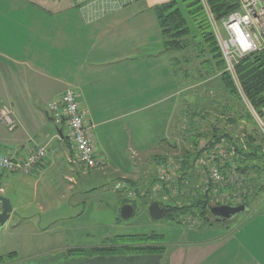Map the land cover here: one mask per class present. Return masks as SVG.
I'll use <instances>...</instances> for the list:
<instances>
[{"label":"crops","instance_id":"crops-1","mask_svg":"<svg viewBox=\"0 0 264 264\" xmlns=\"http://www.w3.org/2000/svg\"><path fill=\"white\" fill-rule=\"evenodd\" d=\"M167 1L0 0V115L9 109L13 122L9 125L0 116V153L23 158L33 142L47 148L44 162L31 175L0 174L8 180L1 194L13 192L16 197L9 220L18 215L31 223L34 215L49 214L48 206L57 201L64 211L86 206L102 190L126 204L129 200L114 189L121 180L130 181L138 194L157 189L152 159L162 156V161L166 146L186 139L189 122L204 127L211 112L226 142L245 139L235 130L234 119L239 118L245 131L251 123L224 85L216 86L217 96L213 86L208 95H200L201 90L189 104L186 50L165 49L155 12L156 5ZM215 69V77L221 76L223 69ZM68 88L77 91L88 110L103 161L98 168L87 171L72 162L68 127L57 124L49 112L50 103ZM31 183L33 198L21 202L23 188ZM31 207L36 211H28ZM74 216H54L50 221L57 225ZM31 228V233H64L65 238L72 233ZM181 228L180 233L189 234L163 252L79 256L68 250L99 245L59 242L28 257L19 258L15 252L13 260L1 264H264V212L232 231L223 224ZM201 233L206 238L196 237Z\"/></svg>","mask_w":264,"mask_h":264},{"label":"rangeland","instance_id":"rangeland-1","mask_svg":"<svg viewBox=\"0 0 264 264\" xmlns=\"http://www.w3.org/2000/svg\"><path fill=\"white\" fill-rule=\"evenodd\" d=\"M189 27L192 32L191 39L189 40L192 43V46L188 48V50L184 51V53H187L186 56L189 59L188 66H189V93H188V100L191 103H194L197 99L198 92L202 90L203 93L200 95H208V93L211 90V87L213 86L214 90L213 92L217 96V90L216 86L219 88H223V81L221 80V76L215 77L214 75H211L208 71L210 70V60L212 59L211 54L209 53L210 48L206 46V44L203 47H198V42L200 40H203V36L201 34L200 29L197 27L195 22L192 20V18L189 16ZM205 43H209L206 41ZM208 60V61H205ZM182 59H180L181 63ZM206 63H202V62ZM180 63L177 64V66H180ZM195 70L198 71V73L195 72ZM202 81L203 84L198 86ZM198 84V85H196ZM197 95V96H196ZM236 98V105L238 108H240L243 112V115L248 114L249 112L245 108L244 103L242 102L241 98L237 95H233ZM208 99H211V96L209 94ZM212 101V100H210ZM190 111H194L193 109H189ZM188 111V112H190ZM187 111H185L186 114ZM184 111H182V114ZM209 118L205 119L204 127L200 126V123L197 125L193 124L192 122H189L190 128L188 129V134L186 136V139H179L174 142L172 147L169 144L166 146L165 153H162L161 155L166 154L168 155H175L176 159L177 157H180L181 159L184 158L187 154L199 153L200 155L195 159V170L196 172L191 171L192 177L188 178L191 182V187H198L201 186V183L203 185V179L205 176H207L211 170V168L216 165L214 164L215 159H211V157L205 156V152L208 151H202L204 149L202 147L204 141L208 139V137L213 138V132L218 129L216 127L215 122V116L211 112L208 114ZM187 117V114H186ZM192 116H189L191 118ZM229 119L228 121H233L231 118L232 116H226L225 119ZM192 118H195L194 116ZM183 121V119H182ZM201 121V120H200ZM199 121V122H200ZM235 130L238 133H241V138H245L247 133H255L259 140L262 139V135L257 130L256 125L254 122H251V124L248 126L247 131H245L244 126L242 123L239 122L237 118L234 119ZM208 122V123H207ZM249 122V121H248ZM186 124V122H185ZM188 124V121H187ZM191 129H193L191 131ZM221 131V130H220ZM219 133V132H218ZM245 141L244 139L242 140ZM235 155V154H234ZM165 156V157H166ZM159 157H155L152 159L153 165L155 163L159 162L161 159ZM183 157V158H182ZM178 160V159H177ZM205 160L208 165H206L205 172H203V167L196 164L197 161ZM184 161V160H183ZM217 165L219 166L220 159H217ZM72 167L71 165H69ZM201 170V172H200ZM151 171V170H150ZM154 172H151V175ZM156 173V171H155ZM154 173V174H155ZM194 173V174H193ZM223 173V172H222ZM225 173V172H224ZM223 173V174H224ZM153 174V175H154ZM153 177V176H152ZM233 181L235 182H246V186L248 189H253L250 181L247 179L248 176H244V178L238 176L237 174L232 176ZM0 193H3V187H6L8 185V180L6 178H3V176H0ZM243 183V184H244ZM161 185V186H160ZM245 185V184H244ZM3 186V187H2ZM237 186L238 188L241 187ZM167 185L158 184L157 191L155 192L152 190V187L147 189H142L140 192L141 194H137L135 198L133 199H127L129 200V204L133 205L134 207V213L128 217L123 218L121 216V210L123 207V201L119 199L115 194L111 195L110 193H105L104 190L97 192L94 196H91L90 199L87 202L86 206L78 205L75 206L73 209L69 211H64L63 203L56 202L53 205L48 206L50 208L49 214L43 215L41 218L40 216L34 215L32 217V222L28 223L27 220H22L20 216L18 215H12L11 219L7 222L5 225L0 224V258H8L9 254L11 252H16L19 258L22 257H28L30 255H33L36 252L47 250L48 248L52 246H56L59 244V242L62 245H70V244H78L82 243L86 246H101L102 244H112L113 241L111 239L115 237L116 235L122 236H129V235H152V234H158L163 236V240H161L159 243L164 246L168 247L172 245L173 243L177 241H182L189 233H180L182 230L181 227H184L185 225H180L176 221V213L174 211H170L166 214V216L162 219L155 220L152 218L149 207L153 201H158L161 197L163 198V201H167L169 197L166 198V195L163 193H160V191H164V189H171L167 188ZM203 187V186H202ZM237 187H233L230 191V199H237L244 201L245 199L244 195L245 193L247 196L249 195L247 192H244L242 195L238 192L239 190ZM252 187V188H251ZM187 189V188H185ZM197 191V190H195ZM227 191V190H225ZM16 192V191H15ZM143 192V194H142ZM186 192V191H185ZM236 192V193H234ZM239 193V194H237ZM242 193V192H241ZM15 193L10 192L7 194V197L11 199V203H16V197L14 195ZM177 191H174L172 193V196H176V199L178 202V205L184 204V200L187 199L186 197H182L181 194ZM33 186L32 183L30 185H25V188H23V192L20 196L21 202H28L33 198ZM183 198V199H182ZM227 198V197H226ZM225 198V199H226ZM227 200V199H226ZM229 200V199H228ZM231 202V200H229ZM236 203V202H235ZM211 205H214L213 202L210 201ZM55 205V207H53ZM0 206H2L0 202ZM58 206V209L56 207ZM264 194L262 196H258L256 200H253L251 204V208L247 209L245 212L239 213L234 218L227 220V222L223 223L225 227H228L230 231L234 230L236 226L238 227L240 224L246 223L250 218L255 217L256 215L264 212ZM263 210V211H262ZM30 212H35V207L29 208ZM39 212V211H38ZM83 212V216L78 218V213ZM74 214L75 216L71 219L65 221H61V223L55 225L51 223L50 218L54 216H72ZM191 215V214H190ZM77 216V217H76ZM189 213L182 214L178 216V219L181 217H188ZM196 217V216H194ZM43 218V219H42ZM174 218V219H173ZM197 218V217H196ZM211 220H216V218L211 214L210 216ZM193 219V218H192ZM185 220V219H184ZM187 220V219H186ZM194 220V219H193ZM218 223L215 225L217 226ZM37 226V228H47L49 230H55L56 232H60V228L63 229H70L72 233H68L67 238L62 237L64 233H31V227ZM181 226V227H180ZM181 230V231H180ZM66 234V233H65ZM196 237H203L206 238V233L196 234ZM110 242V243H109ZM118 241H115V244ZM128 243V242H127ZM3 262V261H2ZM5 263V262H3Z\"/></svg>","mask_w":264,"mask_h":264},{"label":"built area","instance_id":"built-area-1","mask_svg":"<svg viewBox=\"0 0 264 264\" xmlns=\"http://www.w3.org/2000/svg\"><path fill=\"white\" fill-rule=\"evenodd\" d=\"M199 1L221 53L224 72L232 80L236 93L264 137V108L262 113L256 110L247 96L237 71V65L245 56L253 52L264 51V0H239V7L222 19L217 18L208 0ZM49 112L57 124L66 123L68 127L67 138L73 155L72 162L87 171L98 168L103 164L95 146L93 125L88 122V110L81 106L79 94L76 90L72 88L65 90L50 103ZM0 116L7 124L11 125L13 123L9 109L1 111ZM215 141L216 139L208 137L202 145L204 148L202 151H208L205 152V156L215 159L214 164L216 165L211 168L209 174L203 179V185L201 183V186L197 188H202V190L209 193L212 197L211 202L214 205L241 204V200L230 199V190H224L222 193L219 190L225 187L229 181L235 184L232 176L238 175V173L236 166L232 164V158L235 154L234 147L223 138L219 142ZM33 143L31 150L23 158L0 153V174L19 173L31 175L44 162L47 155L46 146L39 145L36 142ZM177 159L175 155L170 154L156 163L155 171L158 181L170 183L180 176L183 159L180 157H177ZM217 159H220L219 166L217 165ZM226 161L230 162L228 167H225ZM196 164L203 167V172H205L206 165H208L205 160L197 161ZM184 187L187 188L186 191L191 187L189 179L185 180ZM114 189L120 191L126 199H133L137 195L127 180L118 181L114 185ZM237 189L239 190V188ZM238 192L242 195L247 190H239ZM180 220V224L186 227L202 228L201 220L193 215L181 217Z\"/></svg>","mask_w":264,"mask_h":264},{"label":"trees","instance_id":"trees-1","mask_svg":"<svg viewBox=\"0 0 264 264\" xmlns=\"http://www.w3.org/2000/svg\"><path fill=\"white\" fill-rule=\"evenodd\" d=\"M208 2L218 19L226 17L232 11L237 9L240 4L239 0H208ZM155 12L162 26L164 47L167 51L172 52L184 51L192 46V43L189 41L191 39L192 32L190 30L188 21L189 16L192 18L203 36V40L198 42V47H203L206 44V46L210 48L209 53L211 54L212 59L209 62L210 70L208 72L215 76V68L221 70L223 69L221 80L223 81L224 88L232 95H237L232 80L224 72V62L222 60L221 53L200 1L169 0L156 5ZM206 41L209 43H205ZM202 63L204 64L206 62L203 61ZM237 71L247 96L252 101L256 110L259 113H262L264 108V51L253 52L245 56L237 65ZM243 117H245L250 123L254 122L249 113ZM237 119L239 120L238 117ZM256 128L259 131L257 126ZM192 130L193 129H191V131ZM223 137L227 136L226 134L221 135L220 130L218 131V129H216V131L213 132V138L214 140L216 139L215 142H219ZM244 140V142L240 141V139H236L235 142L230 141V145H232L235 150V155L232 158V164L236 166L238 176L242 178H244V176L249 177L247 179L250 181L249 183H251L253 189H248L246 182L239 183L235 181V184H232L229 181L225 187L220 188L219 190L222 193L224 190H231L233 187L242 185L239 187V190H247L249 195L247 196L245 193V199H243L244 201H242L241 204L246 205L249 209L251 208L253 200H256L258 196H262L264 194V137L262 136V139L259 140L255 133H247ZM199 155V153H193V155L187 154L184 156V158L182 157L184 161L182 162L183 166L181 174L172 182L162 183L158 181L156 176L155 182L158 184L167 185L169 188L172 187V190L168 189L167 191V189H164V191H160V193L166 195V198L169 197L168 200L163 201V198L161 197L158 201L167 208V213L170 211H174L176 213L175 219L177 223H181V220L178 219V216L189 213V215L191 214L196 216L199 220H201L202 228H204L206 226H213L216 223H223H220L216 220L212 221L210 218L211 213L209 207L213 205L210 204L212 197L209 193L202 190V188L200 189L197 187H190L187 191L184 189L185 180L192 177L191 171L196 172L194 161ZM229 165L230 162L226 161L225 167H228ZM128 182L131 183L130 181ZM176 189L182 197L184 196L187 198L184 200V204L182 205H178V202H176V199H178L176 198L177 195L172 196V193L176 191ZM153 191L158 192L157 189H154ZM116 240L118 241L116 244L113 243L111 245L98 246L88 250L83 248H74L69 249L68 253L70 255L79 256L110 255L118 253H158L163 252L165 248L159 243L161 240H163V236L158 234L129 235L122 237L118 236ZM15 257L16 253L11 252L8 258H0V264L2 261L9 262Z\"/></svg>","mask_w":264,"mask_h":264},{"label":"water","instance_id":"water-1","mask_svg":"<svg viewBox=\"0 0 264 264\" xmlns=\"http://www.w3.org/2000/svg\"><path fill=\"white\" fill-rule=\"evenodd\" d=\"M0 202L2 210L0 211V224H7L11 213L13 212V205L11 200L0 193ZM247 206L244 204L238 205H213L209 207L210 213L216 218V221L225 223L227 220L234 218L239 213L245 212ZM133 205L126 203L121 210V216L128 218L134 213ZM150 214L155 220L162 219L167 214V208L159 201H153L149 207Z\"/></svg>","mask_w":264,"mask_h":264}]
</instances>
